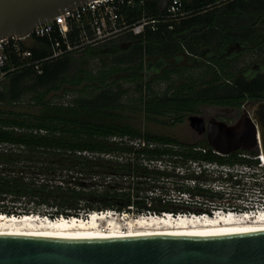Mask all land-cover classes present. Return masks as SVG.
Segmentation results:
<instances>
[{"label": "trees", "instance_id": "trees-1", "mask_svg": "<svg viewBox=\"0 0 264 264\" xmlns=\"http://www.w3.org/2000/svg\"><path fill=\"white\" fill-rule=\"evenodd\" d=\"M180 1L186 16L179 21L167 20L158 0L137 1L127 13L130 23L144 16L153 20L144 34L129 33L110 46L89 48L80 59L68 55L47 62L42 74L12 56L15 69H8L0 83L1 214L54 220L101 210L131 212L129 207L138 213H177L183 209L161 205L149 195L163 176H171L150 169L151 162L168 161L175 167L189 162L256 164L242 158L254 152L223 157L207 141L191 145L142 132L127 115L131 110L147 122L176 126L199 114L202 106L240 109L247 101H264V73L246 78L244 69H236L238 61L213 52L203 57L206 50L223 52L236 45L264 56V0ZM256 20L262 23H247ZM49 48L46 39L30 47L35 60L47 56ZM183 57L190 66L169 65ZM90 59L98 61L96 70L90 69ZM160 84H167L162 92L154 88ZM126 85L133 87L135 97L127 103ZM59 93L71 94V101L54 102L53 94ZM29 96L37 112L16 110ZM114 138L146 145L137 148ZM94 176L126 182L83 184ZM148 201L153 209H147Z\"/></svg>", "mask_w": 264, "mask_h": 264}, {"label": "water", "instance_id": "water-1", "mask_svg": "<svg viewBox=\"0 0 264 264\" xmlns=\"http://www.w3.org/2000/svg\"><path fill=\"white\" fill-rule=\"evenodd\" d=\"M94 1L0 0V40L25 38L49 20ZM158 2L166 11L169 0ZM188 122L223 155L258 148L264 155V101L233 125L215 119L206 123L198 114ZM0 264H264V231L83 240L1 235Z\"/></svg>", "mask_w": 264, "mask_h": 264}, {"label": "built area", "instance_id": "built-area-1", "mask_svg": "<svg viewBox=\"0 0 264 264\" xmlns=\"http://www.w3.org/2000/svg\"><path fill=\"white\" fill-rule=\"evenodd\" d=\"M137 1L144 5L146 0H97L49 20L25 38L12 37L0 40V83L4 81L8 69H15L11 61L13 55L26 67H33L38 74H42V67L47 62L68 55L73 56L83 48H94L118 35L144 34L146 27L153 25V20L144 16L141 20L130 23V16L127 13ZM166 12L169 21H179L186 16L180 0H169ZM37 39H46L50 43V48L47 56L35 60L30 47L36 44ZM122 140L129 142L127 138L113 139L115 142ZM129 143L137 148L146 145L144 141ZM213 152L218 156H229L214 149ZM254 153V156L243 154L242 158L253 160L256 164L189 162L185 166L175 167L173 164L163 165L161 161L151 162L148 165L150 169L168 171L171 176H163L149 195L156 197L161 205L172 203L174 208H182L180 212L158 214L147 210L138 213L136 207H129L131 212L101 210L81 214L79 217L87 220L92 216L91 213H94L93 215L105 213L108 216H112L110 214L113 213L116 217L122 213L120 216L122 219L129 218L130 214H137L135 217L141 215L151 217L153 214L155 217L159 215L177 218L181 215L215 218L220 213L258 216L264 213V155L260 148ZM106 158L112 157L107 155ZM147 209H153L152 201L147 202Z\"/></svg>", "mask_w": 264, "mask_h": 264}, {"label": "bare ground", "instance_id": "bare-ground-1", "mask_svg": "<svg viewBox=\"0 0 264 264\" xmlns=\"http://www.w3.org/2000/svg\"><path fill=\"white\" fill-rule=\"evenodd\" d=\"M113 212V211H111ZM98 213V212H96ZM87 220L56 218L37 214L7 216L0 213V236H35L65 240L118 239L127 237L176 235L200 236L223 233L264 231V213L258 216L219 214L213 217L139 216L124 223L112 213L93 215ZM170 214V213H166ZM122 219V218H121Z\"/></svg>", "mask_w": 264, "mask_h": 264}, {"label": "rangeland", "instance_id": "rangeland-1", "mask_svg": "<svg viewBox=\"0 0 264 264\" xmlns=\"http://www.w3.org/2000/svg\"><path fill=\"white\" fill-rule=\"evenodd\" d=\"M127 34H122L118 35L115 38H113L110 41L100 43L99 45L95 46L94 48H102L105 46H110L111 42H119L123 37H125ZM123 45V44H122ZM87 52V48H83L73 54L74 57L77 59H80L81 57L85 56ZM149 61V60H147ZM188 61L186 60L185 57L182 58V60L179 62H171L169 65L172 67L174 66H179V65H187ZM98 61L94 59L89 60V67L90 69L96 70L98 67ZM187 66H190L189 64ZM237 70L244 69L247 72L245 73L247 76H253L256 75L262 71H264V56L259 55L256 52H251V51H242L240 54V60L237 62L235 65ZM244 75V74H243ZM177 83H180L178 81ZM178 85V84H177ZM130 89L129 94L124 98V101L130 102L135 99L132 88L129 85H126V88ZM167 87V84H160L155 86L154 88L158 92H162L165 88ZM71 95V94H70ZM66 96L64 97L63 94H53L52 97L54 102H60V103H68L71 101L72 96ZM31 96L26 97L15 109L23 112H30V113H36L37 109L34 108L33 105H31ZM257 103H246L245 106L241 107L240 109H225L221 108L218 106H202L200 108V115L206 122L216 119L220 121H224L225 123H229L230 125L235 124L238 122V120L245 114V112H252V108L254 105ZM130 117L134 120V125L137 129H139L142 132H149L153 135H159V136H166L170 137L173 139H176L182 143L185 144H196L198 142H205L207 141L206 137L204 135H199L197 132H195L191 127L188 122V118L185 120L183 124H177L176 126H170V125H162L159 123H154V122H147L145 118L140 115L138 112H132L131 110H128V114ZM162 121H167L168 118H163L161 119ZM208 143V142H207ZM163 165H170L168 161H165ZM124 183L126 182V179H122L119 177H105V176H94L91 178H84L83 179V184L88 185L90 183H97L98 185H103L104 187H108L111 185H114V183ZM165 191V190H163ZM159 193V192H158ZM165 193V192H164ZM174 208V207H173ZM120 216L122 213H119ZM84 215V214H83ZM42 216V215H41ZM120 216H117L116 218L121 219ZM137 216V214H130L129 218H125L123 221L124 223L134 219L133 217ZM139 217V216H138ZM59 218V217H58ZM137 218V217H135ZM56 220V219H54Z\"/></svg>", "mask_w": 264, "mask_h": 264}, {"label": "flooded vegetation", "instance_id": "flooded-vegetation-1", "mask_svg": "<svg viewBox=\"0 0 264 264\" xmlns=\"http://www.w3.org/2000/svg\"><path fill=\"white\" fill-rule=\"evenodd\" d=\"M247 22V21H246ZM248 24H251V25H253V24H261L262 22L260 21V20H256V21H249V22H247ZM250 48L251 47H249V46H238V45H236V46H234V47H231L230 49H228V50H225V51H223V52H219L220 50H219V48H216V49H209V50H206L205 52H204V55H203V57H205V55L206 54H208V53H215V55H217V56H219V57H224V58H227V59H230V61H231V63L233 62V63H236L237 61H239L240 60V54H241V52L242 51H244V50H246V51H250ZM222 53V54H221ZM202 61L204 62V59H202ZM247 72V70L246 71H244L243 73H242V76L243 77H246V78H253V77H256V76H259V75H261V74H263L264 73V71H262V72H260V73H258V74H256V75H253V76H247L245 73ZM248 73V72H247ZM244 74V75H243ZM246 103H251V104H253V103H256V102H254V101H247ZM245 103V104H246ZM245 104L243 105V106H245ZM242 106V107H243ZM221 108H225V109H229L230 107H221ZM230 109H238V108H230ZM212 120H214V119H212ZM216 120V119H215ZM220 121V120H219ZM209 122V121H208ZM224 122V121H223ZM207 123V122H206ZM237 123V122H236ZM227 124H229V123H227ZM230 125V124H229ZM205 136V135H204ZM206 137V136H205ZM206 139H207V137H206ZM239 152V151H238Z\"/></svg>", "mask_w": 264, "mask_h": 264}]
</instances>
